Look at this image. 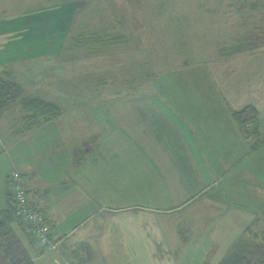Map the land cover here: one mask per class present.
Returning <instances> with one entry per match:
<instances>
[{"label":"rangeland","instance_id":"obj_1","mask_svg":"<svg viewBox=\"0 0 264 264\" xmlns=\"http://www.w3.org/2000/svg\"><path fill=\"white\" fill-rule=\"evenodd\" d=\"M164 1L168 10L161 12L160 17L163 16V21L166 20L167 24L161 26L155 20L148 28L156 40L147 41V33H144V28L139 22L142 23L145 19L148 24L152 22L153 13L156 16L157 12L153 9L156 4L154 1L147 3L146 0H0L1 6L9 3L29 7L28 3H32L33 7L24 10L20 24L14 23L9 26L21 37L20 50L16 56L22 63L16 67L15 75L25 84L23 86L25 93L49 96L63 108L62 114L54 119L52 125L39 128L38 131L81 129L84 130L83 133L96 135L88 138L86 144L92 153L88 161V176L93 179L91 195L94 189V195L91 197L95 208L102 206L103 211L98 213L128 210L136 215L135 213L152 206L159 208L171 206L169 210L175 209L181 194L185 191L187 175L180 179L179 177L184 174L178 178L171 174H174V169L183 173L182 156L189 158L186 152L191 150L189 144L194 146L195 135L199 140L197 130L195 133L192 130L194 123L191 116L194 115L198 119L202 113L195 98L198 95L194 93L193 87L200 81L208 82L211 88L215 87L213 77L219 80L221 75H215L214 69H222L224 59L229 58L230 45L235 43V40H230L231 37L245 38L243 34L245 29L240 26L242 21L251 20V24L247 25L252 29L249 33L258 36V42L264 40V24L261 23V18L255 19L253 16L255 13L250 11L253 0H230L226 7L228 12L234 15L230 20L231 24L228 21L226 25L222 20L219 28L223 31L234 29V32L226 36L221 34L210 43L204 42L208 30L215 28L219 34L215 19L207 17L203 23L200 17L202 25L190 27L187 26L188 18L185 17L183 23L174 24L172 22H176L177 16L173 14L180 12L175 11L180 10L179 0L176 3H173L176 0ZM186 1L184 0V3ZM202 1L207 5L213 2L214 7L220 9L218 7L220 0ZM239 1L242 3L249 1L245 12L238 13L236 2ZM194 2L197 1L194 0L191 4ZM50 3L53 4L47 8ZM182 6L184 9L181 11L186 12L187 5ZM203 8L202 5L199 9L202 14ZM14 11L15 9L8 7L7 14ZM197 12L200 14V11ZM191 21L189 20V24ZM233 22L236 25H233ZM207 23L210 25H206ZM86 33H97L101 36L122 34L128 36L130 41L128 44L109 41L107 45L99 46L95 50L71 48V42ZM215 34L212 36L215 37ZM33 37L40 38L36 48L33 45ZM248 39L251 40L250 37ZM253 41L255 42L256 38ZM22 53L31 57L28 63L25 58H19ZM246 60L247 66L253 62L258 65L259 62H263L264 65V59L258 62L256 58ZM212 70L213 74L210 75L209 72ZM242 77L237 73L234 78L236 82H245ZM174 98H178V101H174ZM262 102L263 105H257V108L254 106L258 112V120H255L253 125L258 126L255 139L263 145L254 146L255 143L251 142L250 149L252 147V150H258L263 147L252 158H258V165L264 168V99ZM262 102L259 101L260 104ZM235 112L237 111H233L232 114L237 125ZM11 117L7 119V126L12 123ZM239 126L244 136L251 135V131L245 130L240 123ZM209 127L210 131L220 130L210 125ZM144 133H147L148 137L144 136ZM47 138L41 134L20 138L11 135L4 137L9 151L8 154L0 156V168L8 171L14 166L20 169L31 165L37 166L35 158L40 151L39 146L47 143ZM76 140L79 139L56 137L50 139V142L54 143L55 147L63 142L66 145L67 141ZM213 142L215 144V141ZM150 144L162 145L167 152L165 154L158 150L148 152ZM203 156L205 158V155ZM9 158L15 164L9 163ZM194 158L195 155L192 156V162ZM198 158L202 159L201 155ZM61 165L62 162H59L51 167L54 176L60 171ZM167 167L169 173L162 171ZM25 176L29 175L25 173ZM239 182L233 178V183ZM243 182L240 189L245 193L246 184ZM219 187L215 186L217 190ZM262 187L264 185L260 186ZM55 188L58 191V188ZM218 200L221 201L220 198H217ZM245 202L246 206L240 205L245 204L244 202L238 203L239 209L253 217L248 219L246 227L236 225L242 233L226 237L222 244L204 246L198 250V254L194 253V256L188 251L179 258L178 264H204L205 260L209 264H221V261L230 255L236 240L251 238L253 233L264 235V217L261 215V209L259 210L256 203L251 206L247 199ZM95 208L92 206V209ZM48 221L50 223V219ZM244 221L245 217L241 218L240 224L243 225ZM234 223L238 224V219H235L233 225ZM79 233L80 231L76 232L75 238ZM75 238L72 237L71 240ZM257 240L261 241L264 247L262 238L258 237ZM85 242L92 247L95 235L87 238ZM37 249L44 250L42 247ZM91 254H96V251ZM98 256L99 254L96 255L97 260ZM121 258L128 256L124 255Z\"/></svg>","mask_w":264,"mask_h":264},{"label":"crops","instance_id":"obj_2","mask_svg":"<svg viewBox=\"0 0 264 264\" xmlns=\"http://www.w3.org/2000/svg\"><path fill=\"white\" fill-rule=\"evenodd\" d=\"M152 1L156 3L153 9L157 11L156 16L153 13L152 22L148 24L145 17H143L145 21L143 20L142 23L138 21L139 25L143 26L144 33H147V41L156 40L148 28L155 20L161 26L167 24L166 20L163 21V16L160 17L161 12L168 10L166 2L164 0H146L147 3ZM192 1L194 0H187L185 3L184 0L178 1L180 10H174L180 12L173 14L177 16V20L176 16L172 17L176 20L172 23H183L184 18L187 17V26H201L200 17H202L203 23L207 17L208 19L212 17L216 20L215 24L218 25L219 34L215 28L208 30L209 33H207L204 42L209 43L214 42L215 38L221 34L226 36L234 32V29L223 31L219 28L222 20L226 22V25H228V21L231 24L230 20L234 15L228 12L226 7L230 0H220L219 10L214 7L213 2L207 5L202 0H196L197 2L191 4ZM176 2L177 0L173 3ZM248 3L249 1L247 3L236 2L238 13L245 12ZM52 4H48L47 8H50ZM182 4L187 5L186 12L181 11L184 9L183 6L181 7ZM201 4L204 6L203 14L199 10L202 7ZM28 5L29 7L9 3L4 5L5 7L0 5L1 85L8 81L17 82L22 87L25 85L15 75L16 67L22 63L16 56L20 50L21 37L18 36L16 30H11L9 26L14 23L20 24L19 21L24 15V10L33 7L32 3H28ZM8 7L12 10L15 9L14 13L7 14ZM197 11H200V14ZM250 11L255 13L253 15L256 17L255 19L261 18V23L264 24V0H253ZM178 14L183 15L178 16ZM189 20H192L190 24ZM232 24L236 25L235 22ZM250 24L251 20H246L242 21L240 25L245 29L243 33L245 38L240 37L242 34L238 36L240 39L231 37L230 40H235V43L230 45L229 58L224 59L222 69H214L215 75H221L219 80L215 76L213 77L215 87L211 88L208 82L202 81L193 87L194 93L198 95L195 98H197L202 113L198 119L194 115L191 116L194 123L192 130L194 133L197 130L199 140L195 135L194 146L189 144L188 147L191 150L186 152L189 154V158L182 156L183 173L174 169V174H171L176 178L184 174L179 177L180 179H184L187 175L185 191L181 194L174 210L168 209L171 206L161 208L152 206L135 213L136 215L131 214V211L128 210L98 213L103 211L102 206H99L98 209L95 208L96 205L91 197L94 195V189L92 188L91 195L93 179H90V175L88 176V161L92 153L86 144L88 138L96 137L95 133L88 135L81 129L38 131L39 128H47L50 124L52 125L54 120L40 127L24 130L21 115L19 116L17 109L1 116L0 156L8 154L7 144L3 140L8 135L20 138L41 134L48 138L46 139L47 143L39 146L40 151L35 158L37 166L31 165L21 169L14 166L8 171L0 168V220L2 221L5 214H8L7 212H13V207L10 206V175L13 172H18L25 181V190L31 207L40 211L45 218L50 219V223L48 220L46 223L49 232L54 236L56 249L44 251L37 249L31 228L12 216L10 222L0 226V264H178L179 258L188 251H191L194 256L204 246L213 243L222 244L226 237H230L234 233H242L236 225L246 227L248 219L253 216L247 215L248 212L239 209L238 203L244 202L245 204L240 205L246 206V199L250 201L251 206L256 203L264 217V187L260 188L264 185V168L258 165V158H252L263 147L261 146L258 150H252V147L250 149V143L257 140L249 135H243L239 123L236 125L232 114L233 111H239L245 105L251 104L256 108L257 105H263V62H259V65L253 62L252 65L247 66L246 59L256 58L257 62L264 59V40L258 42V36L249 33L252 29L247 25ZM240 26H238L239 30ZM214 33L217 34L215 37L212 36ZM249 37L251 40L248 39ZM32 40L36 48L40 38L33 37ZM225 48L228 49V47ZM26 49L28 51V48ZM23 55L24 53L19 58H25L28 63L31 57ZM237 73L243 76L242 79L245 82H236L234 77ZM209 74L212 75L213 70ZM26 94L35 96L29 95L27 92ZM173 100L177 102L178 98ZM9 116H12V123L7 126ZM209 125L220 128V130L210 131ZM260 129L263 128L260 127ZM76 134L79 135L75 136ZM146 134L144 133V136L148 137ZM56 137L64 139L76 137L79 140L67 141L66 145L63 142L54 147V143L52 144L50 139ZM147 150L148 152L158 150L162 154L167 152L162 145L152 146L150 144ZM194 155L195 158L192 162ZM199 155L202 159L198 158ZM59 162H62L60 171L54 176L51 167ZM9 163L15 164L11 158H9ZM91 170L94 173L92 167ZM162 171L169 173L168 167L163 168ZM25 173L29 176H25ZM233 178L240 182L233 183ZM243 181L251 185H247ZM242 182L246 184L245 193L240 189ZM215 186H220V189L217 190ZM55 187L58 188V191ZM246 197H250V199ZM217 198H220L221 201H217ZM167 203L172 202L167 201ZM92 206L95 209H92ZM244 217L245 221L241 225L240 219ZM59 218H64V220H59ZM235 219H238V224L234 223L233 225ZM87 224L89 226H86ZM78 231L80 233L75 238ZM94 235L95 243L91 247L85 241ZM72 237L75 239L71 240ZM95 251L96 254H91ZM97 254H99V260L96 259ZM124 255H127L128 258H121Z\"/></svg>","mask_w":264,"mask_h":264},{"label":"trees","instance_id":"obj_3","mask_svg":"<svg viewBox=\"0 0 264 264\" xmlns=\"http://www.w3.org/2000/svg\"><path fill=\"white\" fill-rule=\"evenodd\" d=\"M120 25L121 23H119V26ZM120 28H122V26ZM109 41L116 42L117 44H128L130 38L122 34L117 36H101L97 33H86L83 34L82 37H78L74 42H71V48L95 50L99 46L107 45ZM4 84H0V117L7 112H12L17 109L19 116L21 115L22 127L24 130L40 127L58 118L63 112L62 106L49 96H27L23 87L17 82L8 81ZM235 117L245 130L251 131V135L249 136L255 138V134L258 130L256 131L257 126L253 125V122L258 120L257 109L251 104L245 105L239 111L235 112ZM254 143V146L263 145L259 140ZM10 206L13 207L12 205ZM38 212L42 214L40 211ZM7 213L8 214H5L2 221L0 220V226L10 222L12 216L15 217L14 212L10 211ZM44 219L46 223L48 219L45 217ZM50 236L54 237L51 233ZM258 237H261L264 241V235L262 233H253L251 238H239L236 240V244L230 251V255L226 256L223 261H221V264H264V247L262 242L257 240ZM204 264L209 263L205 260Z\"/></svg>","mask_w":264,"mask_h":264},{"label":"built area","instance_id":"obj_4","mask_svg":"<svg viewBox=\"0 0 264 264\" xmlns=\"http://www.w3.org/2000/svg\"><path fill=\"white\" fill-rule=\"evenodd\" d=\"M10 179V203L13 206L15 218L20 219L31 228L36 239V247H42L44 250H55L54 238L50 236L49 228L43 215L33 209L29 203L23 176L18 172H13L10 175Z\"/></svg>","mask_w":264,"mask_h":264}]
</instances>
